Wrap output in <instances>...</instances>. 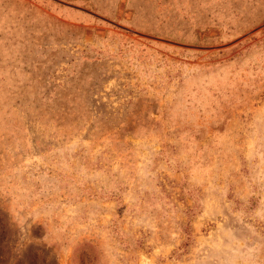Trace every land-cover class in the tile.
<instances>
[{
    "label": "rangeland",
    "instance_id": "rangeland-1",
    "mask_svg": "<svg viewBox=\"0 0 264 264\" xmlns=\"http://www.w3.org/2000/svg\"><path fill=\"white\" fill-rule=\"evenodd\" d=\"M0 264H264V0H0Z\"/></svg>",
    "mask_w": 264,
    "mask_h": 264
}]
</instances>
